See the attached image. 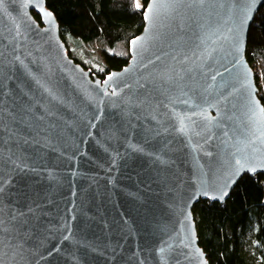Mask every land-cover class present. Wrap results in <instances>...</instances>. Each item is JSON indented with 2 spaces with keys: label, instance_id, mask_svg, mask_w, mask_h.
<instances>
[{
  "label": "water",
  "instance_id": "95a60500",
  "mask_svg": "<svg viewBox=\"0 0 264 264\" xmlns=\"http://www.w3.org/2000/svg\"><path fill=\"white\" fill-rule=\"evenodd\" d=\"M263 5L149 0L100 80L45 0H0V264H209L194 205L264 177L246 59Z\"/></svg>",
  "mask_w": 264,
  "mask_h": 264
},
{
  "label": "trees",
  "instance_id": "16d2710c",
  "mask_svg": "<svg viewBox=\"0 0 264 264\" xmlns=\"http://www.w3.org/2000/svg\"><path fill=\"white\" fill-rule=\"evenodd\" d=\"M148 1L140 0L137 8L135 0H45V7L56 18L69 58L104 80L127 66L128 46L143 31ZM260 9L249 30L246 59L260 69L255 85L264 106V5ZM33 17L41 25L40 17ZM194 206L199 247L209 264H264L263 176H243L223 204L200 200Z\"/></svg>",
  "mask_w": 264,
  "mask_h": 264
},
{
  "label": "rangeland",
  "instance_id": "374dc122",
  "mask_svg": "<svg viewBox=\"0 0 264 264\" xmlns=\"http://www.w3.org/2000/svg\"><path fill=\"white\" fill-rule=\"evenodd\" d=\"M137 2L140 4V0H135V4H136ZM140 7H141V4H140ZM69 47L71 48L72 46L69 45ZM92 51L94 52L93 49H92ZM94 57H95V56H94ZM251 69H252V71H253V74H255V79H256V78L260 75V74H259L260 69H259L258 66H257V67L253 66V67H251Z\"/></svg>",
  "mask_w": 264,
  "mask_h": 264
},
{
  "label": "snow or ice",
  "instance_id": "6c2138e0",
  "mask_svg": "<svg viewBox=\"0 0 264 264\" xmlns=\"http://www.w3.org/2000/svg\"><path fill=\"white\" fill-rule=\"evenodd\" d=\"M155 2H156V0H154V4H155ZM136 7L137 8L140 7V4L138 2L136 3ZM146 19H150V17L146 16ZM109 79H111V77H109ZM260 112H261L262 115H264V109H261ZM237 163H239V162H237ZM65 239H67V237H65Z\"/></svg>",
  "mask_w": 264,
  "mask_h": 264
}]
</instances>
